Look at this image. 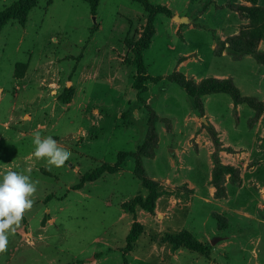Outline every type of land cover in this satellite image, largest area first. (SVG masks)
<instances>
[{
  "label": "rangeland",
  "instance_id": "1",
  "mask_svg": "<svg viewBox=\"0 0 264 264\" xmlns=\"http://www.w3.org/2000/svg\"><path fill=\"white\" fill-rule=\"evenodd\" d=\"M149 1L172 13L171 17H155V35L143 52L147 74L161 77L158 82L147 83L148 90L142 94L159 118L158 160L143 159L146 174L152 179L162 176V159L171 154L165 144L167 123L171 128L167 133H171L173 121L181 125L189 105L195 109L186 92L169 82L167 76L174 71L199 76L219 69L221 65L213 62L210 49L216 40L213 29L222 32L229 21L226 14L236 13L242 22L238 33L256 30L262 27V20L237 7L263 6L259 0L255 4L254 0H242L243 4L236 0ZM16 2L0 0V13ZM208 7L212 11L196 20ZM174 16L187 21L180 24L173 21ZM146 21L143 7L133 0H99L95 15L82 0H38L25 26L12 20L2 28L0 179L9 169L25 174L30 169L32 181L38 184L33 207L25 213L16 232L9 234L0 264H264L263 190L240 216L228 218L217 204L198 203L193 214L179 217L185 230L192 224L197 231H208L202 242L208 245L206 258L167 242L169 235L176 234L166 228L165 221L176 217L171 210L159 217L156 212L142 214L139 223L143 232L133 250L124 251L136 216L129 214L123 204L147 194L133 175L132 158L120 172L105 173L78 191L72 189L81 176L103 163L114 164L119 152H135L145 139L148 113L132 88L136 69L131 63L129 43L139 39ZM191 24L202 27L190 31L185 28L183 36L175 29ZM182 54L193 59L199 54V61L179 70L178 57ZM67 89L71 90L69 100ZM201 118L205 124V117ZM244 119L239 120L241 129H247ZM35 132L42 137L52 136L72 152L63 167L49 166L46 159L37 160L32 155ZM188 144L196 149L193 140ZM229 153L244 156L241 151ZM208 160L204 146L198 155L185 158V165L205 174ZM227 180L232 184L229 175L225 176ZM157 182L160 196L168 194ZM215 192L216 199L227 197L226 193L217 198ZM138 211L142 210L137 209L136 214ZM216 238L218 242L212 244Z\"/></svg>",
  "mask_w": 264,
  "mask_h": 264
},
{
  "label": "crops",
  "instance_id": "2",
  "mask_svg": "<svg viewBox=\"0 0 264 264\" xmlns=\"http://www.w3.org/2000/svg\"><path fill=\"white\" fill-rule=\"evenodd\" d=\"M218 0H216L217 2ZM237 3L243 4L242 0H236ZM260 6L264 7V0L258 1ZM209 7L202 14H198L196 20L204 14L211 12ZM175 17H173V21ZM179 18V17H178ZM228 18L227 27L222 32L213 29L216 40L211 44L210 49L214 53V63L220 64L219 69L213 70L209 74H200L199 76H185L196 82L206 78L215 79H232L235 85L240 89L244 96L255 97L264 103V67L256 62L252 56H245L239 61H235L228 54L227 50L223 51L220 56L215 53L217 41H222L229 35L237 34L242 22L236 13L226 14ZM175 21L184 24L186 18ZM192 22L190 17H187ZM200 26L184 25L176 27L183 36L185 28L190 31ZM185 41V38H184ZM259 49L264 51V43H260ZM194 59L189 54H182L178 57L179 70L188 64L199 61L198 55L194 54ZM205 120L216 131L223 149L230 148L234 152L241 151L244 155L240 157L238 153H229L220 151L219 158L222 164L234 166L240 169V185H233L227 180L225 182L227 197L216 199L214 197L215 189L211 185V174L213 168L212 154L214 145L210 136L203 127L204 122L199 117L196 109L189 105L187 113L181 121V125L175 120L171 133H164L168 136L165 144L170 150V157L163 158L165 170L162 176L152 178L160 181L164 190L168 194H162L156 203L155 212L158 217L165 214L168 210L176 214V217L165 221L166 228H172L174 233L185 230L182 224H179V217H188L197 210L198 203L212 205L217 204L220 212L225 213L228 218L236 215H242L248 208V204L257 200V193L262 191L264 195V114L253 128L248 127V122L254 116V111L247 105L235 106L232 99L226 94H211L202 97ZM148 104V102H147ZM245 116V126L241 129L240 119ZM180 125V126H178ZM164 132V131H163ZM170 137V138H169ZM194 141L196 149L194 150L188 143ZM161 145L159 137V147ZM207 148L209 160L207 162V172L205 174L195 171L194 166L185 165V158L198 155L203 147ZM159 149V148H158ZM158 151L152 160H158ZM180 189L179 192H174ZM78 191V190H77ZM187 193V196H184ZM264 199V197H262ZM259 199V198H258ZM260 201V200H259ZM177 207H179L177 209ZM177 209V210H175ZM148 215L144 211H138L136 220L141 222V215ZM174 218V219H173ZM182 223V222H181ZM189 230L199 241L203 242L208 231H197L191 224ZM197 233V234H196ZM235 246V245H233ZM237 252V250H235Z\"/></svg>",
  "mask_w": 264,
  "mask_h": 264
},
{
  "label": "trees",
  "instance_id": "3",
  "mask_svg": "<svg viewBox=\"0 0 264 264\" xmlns=\"http://www.w3.org/2000/svg\"><path fill=\"white\" fill-rule=\"evenodd\" d=\"M38 0H17L12 6L8 7L0 13V32L2 28L12 20L16 21L20 26H25L29 12L36 6ZM90 7L92 15L96 14L99 0H82ZM141 4L147 14V21L138 40L129 43L132 52L131 63L136 69L132 88L137 91L138 101L141 102L148 113L147 131L145 139L138 146L135 152H119L114 164L103 163L89 173L81 176L79 183L72 189L80 190L85 183L94 182L102 177L105 173L116 174L120 172L128 158L134 160L133 175L141 182V185L147 190L145 197L135 196L130 202L123 204V208L134 217L137 209L153 215L156 209V203L160 196L159 182L151 179L143 166V159L154 158L155 151L158 148V136L156 133V123L159 118L156 112L146 103L142 94L146 93L147 83L158 82L161 77H151L147 74L146 67L143 62V52L147 50L155 35V17L163 14L171 17L172 13L164 6L154 5L149 0H133ZM255 4V0L252 1ZM240 11H245L252 18L262 20V27L252 31L242 30L236 36L227 37L225 41H221L216 49V55L220 56L223 51L227 50L233 60L239 61L245 56H252L256 62L264 67V51L259 47L260 42H264V7L254 6L252 8L237 7ZM227 45V46H226ZM167 80L178 85L191 98L193 105L200 117L205 116L202 97L211 94H227L233 101L234 105H247L254 111L253 118L248 122V127L253 128L260 116L264 114V103L255 97L244 96L240 89L235 85L234 81L228 79L206 78L199 82L187 78L184 74L174 71L167 76ZM66 100L71 98V90ZM210 139L214 145L212 154L213 170L211 184L215 188L217 198L226 196L225 176L229 175L234 185L241 182L240 172L237 168L230 165H224L219 158L220 151L232 152L231 149H223L214 128L207 122L204 124ZM167 132L171 131L170 124L167 123ZM143 232V225L134 220L126 237V253L133 250L134 244L137 242L140 234ZM167 242L175 248H184L208 258V245L198 241L190 232L183 230L176 234L169 235ZM125 263V260H124Z\"/></svg>",
  "mask_w": 264,
  "mask_h": 264
},
{
  "label": "clouds",
  "instance_id": "4",
  "mask_svg": "<svg viewBox=\"0 0 264 264\" xmlns=\"http://www.w3.org/2000/svg\"><path fill=\"white\" fill-rule=\"evenodd\" d=\"M34 152L37 159H46L49 166L61 168L72 156V152L61 146L52 136L42 137L39 132L33 134ZM24 172L7 170L0 179V254L7 251L9 234H14L20 226L25 213L34 204L33 196L37 192L38 182L30 176V169Z\"/></svg>",
  "mask_w": 264,
  "mask_h": 264
},
{
  "label": "water",
  "instance_id": "5",
  "mask_svg": "<svg viewBox=\"0 0 264 264\" xmlns=\"http://www.w3.org/2000/svg\"><path fill=\"white\" fill-rule=\"evenodd\" d=\"M174 20H175V21H178V20H181V19L178 18V17H175ZM218 240H219V239H217V238H216V239H213V240L211 241V243H212V244H215L216 242H218Z\"/></svg>",
  "mask_w": 264,
  "mask_h": 264
}]
</instances>
